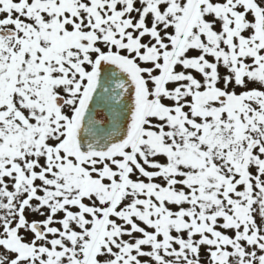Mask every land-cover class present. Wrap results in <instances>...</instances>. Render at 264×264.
Masks as SVG:
<instances>
[{
    "label": "snow or ice",
    "instance_id": "6c2138e0",
    "mask_svg": "<svg viewBox=\"0 0 264 264\" xmlns=\"http://www.w3.org/2000/svg\"><path fill=\"white\" fill-rule=\"evenodd\" d=\"M0 264H264V0H0Z\"/></svg>",
    "mask_w": 264,
    "mask_h": 264
}]
</instances>
